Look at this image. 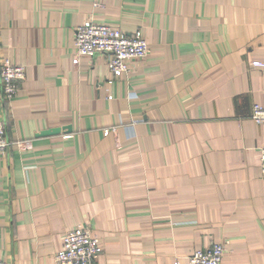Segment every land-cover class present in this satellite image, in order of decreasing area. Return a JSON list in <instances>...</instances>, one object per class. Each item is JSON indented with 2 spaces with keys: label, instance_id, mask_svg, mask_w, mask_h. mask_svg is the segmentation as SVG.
Here are the masks:
<instances>
[{
  "label": "crops",
  "instance_id": "obj_1",
  "mask_svg": "<svg viewBox=\"0 0 264 264\" xmlns=\"http://www.w3.org/2000/svg\"><path fill=\"white\" fill-rule=\"evenodd\" d=\"M89 18L140 31L145 59L122 78L101 54L73 64ZM4 58L25 71L0 102V260L54 264L86 226L93 264H188L213 243L220 264H264V0H0Z\"/></svg>",
  "mask_w": 264,
  "mask_h": 264
},
{
  "label": "built area",
  "instance_id": "obj_2",
  "mask_svg": "<svg viewBox=\"0 0 264 264\" xmlns=\"http://www.w3.org/2000/svg\"><path fill=\"white\" fill-rule=\"evenodd\" d=\"M74 56L72 63L78 62L81 55L93 57L101 54L106 57L107 67L114 78L127 76L134 63L145 59L148 44L140 31L127 34L116 25L87 19L76 27L73 40ZM253 68H264V61L252 60ZM24 66L13 64L8 58L0 63V102L9 101L19 90V82L24 78ZM250 118L256 124L264 125V106L255 103L251 107ZM108 129L104 130L107 134ZM9 142L5 128L0 121V154L4 153ZM259 173L264 179V147L259 153ZM102 252L101 243L86 226H76L67 230L61 248L54 254V264H93ZM224 253L221 243H213L207 248L194 250L187 256L188 264H220ZM0 264H9L0 260ZM175 264H180L178 260Z\"/></svg>",
  "mask_w": 264,
  "mask_h": 264
},
{
  "label": "water",
  "instance_id": "obj_3",
  "mask_svg": "<svg viewBox=\"0 0 264 264\" xmlns=\"http://www.w3.org/2000/svg\"><path fill=\"white\" fill-rule=\"evenodd\" d=\"M56 131H57V129L56 130L50 129V130L43 131L42 133L43 134H50V133H53V132H56Z\"/></svg>",
  "mask_w": 264,
  "mask_h": 264
}]
</instances>
